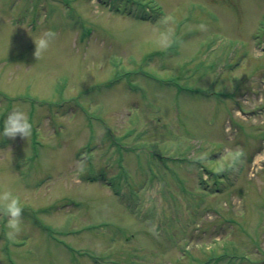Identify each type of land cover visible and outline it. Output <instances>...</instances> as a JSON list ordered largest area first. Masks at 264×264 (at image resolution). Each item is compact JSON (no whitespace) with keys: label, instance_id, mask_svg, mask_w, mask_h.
<instances>
[{"label":"rangeland","instance_id":"obj_1","mask_svg":"<svg viewBox=\"0 0 264 264\" xmlns=\"http://www.w3.org/2000/svg\"><path fill=\"white\" fill-rule=\"evenodd\" d=\"M130 1L158 16L0 0V120L19 106L33 124L27 138L0 136V191L23 202L14 238L0 213V264L201 263H177L183 248L237 264L215 259L226 245L261 264L264 0ZM196 140L190 158L231 176L221 193L199 186Z\"/></svg>","mask_w":264,"mask_h":264},{"label":"clouds","instance_id":"obj_2","mask_svg":"<svg viewBox=\"0 0 264 264\" xmlns=\"http://www.w3.org/2000/svg\"><path fill=\"white\" fill-rule=\"evenodd\" d=\"M203 27V25H201ZM171 30L160 33V41L163 44L170 42ZM55 32L51 29L45 30L42 34L32 37L35 43V54L46 51ZM33 124L27 112L16 106L7 112L3 120H0V136L15 137L17 134L27 138L32 134ZM238 155V154H237ZM23 202L21 198L11 189L0 191V213L6 216L8 224V235L15 237L22 231Z\"/></svg>","mask_w":264,"mask_h":264}]
</instances>
